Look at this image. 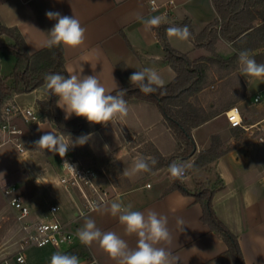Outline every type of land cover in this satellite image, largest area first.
Returning <instances> with one entry per match:
<instances>
[{
  "label": "crops",
  "instance_id": "crops-1",
  "mask_svg": "<svg viewBox=\"0 0 264 264\" xmlns=\"http://www.w3.org/2000/svg\"><path fill=\"white\" fill-rule=\"evenodd\" d=\"M169 1L155 0L152 4V0H0V21L7 26L17 27L29 51L34 53L45 47L44 41L48 38V32L56 23L55 20L47 18L46 12L58 11L62 15L74 16L86 32L82 45L75 48L63 46L69 77L79 74L97 75L107 91L112 92L123 85L117 71V65L122 62L129 67L132 74L143 68L156 70L164 80V85L176 77L175 70L165 59L164 46L155 28L146 31L140 17L160 15L165 23L175 27L189 21L195 33H200L219 18L213 0H174L173 4ZM254 22L259 25L262 19L257 18ZM246 29V26L237 22L233 25L231 38L221 37L216 41L215 54L228 60L224 67H230L231 62L238 61L239 52L233 39ZM167 39L173 48L187 53L193 60L214 55L207 47H195L190 39L180 40L168 35ZM262 51L264 45L255 49L253 54ZM2 54L7 53H0V56ZM13 57L14 68L16 58ZM239 69L240 67V83L250 96L251 85L256 82L264 83V80L246 76ZM40 88L32 91L37 92L35 100L38 101L46 99L48 95L38 93ZM258 93H264V88L253 94L254 104H259L254 102ZM140 102L148 101L127 102V117L114 119L91 132L93 135L85 144L97 161V166H89L99 171L103 183L112 192V197L99 205V211L82 213L80 206L59 182L62 158L48 150L36 149L34 142L48 131L61 137L66 143L69 142L49 119L30 124L18 120L22 132L17 136L26 149L23 153L14 142H3L4 134L0 133V227L5 223L6 229L11 226L17 229L14 249L8 253L0 252V257L10 256L20 244L17 212L4 194V188L14 184L29 205L33 220L44 219L51 213V206L58 205L60 210L57 217L74 236L73 243L62 247L50 245L28 248L25 251L28 264H50L53 254H63L71 246L81 244L77 231L83 227L86 219L94 220L96 227L102 232H115L130 248H135L138 237L135 234H126L125 226L120 223L118 215L113 216L107 210L113 202L120 203L123 208L130 205L131 210L143 212L145 215L151 210L167 217L171 243H161L158 246L171 251L178 258L177 264L224 263L218 257L227 250V244L221 235L203 221V209L195 196L185 194L179 189L165 193V189L172 183V176L165 171L167 166L156 164L148 172L125 174L131 173L135 162L140 158H155L157 155L168 157L177 152L179 147L176 135L158 105L155 104V109L152 105ZM226 108L192 129L196 153L210 147L213 135L225 142L222 143L224 149L226 148L225 152L209 164L208 168H202L208 170L214 164L215 169L211 168L214 175H202L193 179L185 175L182 181L191 191L202 184L216 188L212 200L213 209L238 236L245 264H264V146L243 129L242 132L246 135L243 140L235 141V136L230 137L232 134L236 135L237 129L227 122ZM60 109L66 116L65 111L61 107ZM75 117L77 116L73 114L67 119ZM219 117L224 118L228 126L222 128L223 130L210 131L208 138L211 137V140L198 144L196 130ZM263 117L255 118L251 115V120L255 122ZM117 120L121 124L110 127ZM68 155H73L71 147L66 153ZM193 158L194 156L184 162L191 163ZM111 163L120 165L123 171L117 179L110 175ZM120 176L123 178L120 179ZM153 177V182L148 180ZM64 211L67 214L64 215ZM10 217L13 225L9 222ZM177 218L184 220L182 232L177 226ZM3 244L4 241L0 242V248ZM86 246L90 255L79 257L80 264H117L98 242Z\"/></svg>",
  "mask_w": 264,
  "mask_h": 264
},
{
  "label": "trees",
  "instance_id": "trees-1",
  "mask_svg": "<svg viewBox=\"0 0 264 264\" xmlns=\"http://www.w3.org/2000/svg\"><path fill=\"white\" fill-rule=\"evenodd\" d=\"M219 13V18L209 24L200 33H195L191 23L184 21L182 27L187 25L195 47H207L214 53L213 57H203L207 63L199 64L190 58L187 53L173 48L167 39V28L171 24H161L155 28L164 50L165 59L176 72L173 81L158 88L156 92L144 94L135 84L130 82L132 75L125 63L117 65V71L122 79L121 88L110 92L115 95L119 90H126L124 99L127 102L148 101L158 105L169 126L173 129L178 140V150L168 157L157 155L155 159L160 166H167L180 159L184 162L194 156L191 163L194 167L187 171L191 174L199 169L209 166L224 152V145L219 137H212L208 149L196 153V145L192 135V129L208 121L220 111H214L213 106L207 108L196 106L189 101V96L199 92L204 86L207 77L208 62L219 60L226 65V59L215 54V44L221 37L231 38L233 25L237 22L246 26L244 33L235 37L234 46L240 51L247 50L257 63H264V51L254 53V50L264 45V0H213ZM261 18L262 23L257 25L255 19ZM29 49L23 35L17 27H10L0 21V53L15 56L16 61L13 70L9 74L0 71V126L4 120V107L13 102L14 97L20 93L31 92L46 84L45 77L48 74L60 73L69 78L66 68V58L63 45L52 48L43 47L28 55ZM55 95H48L46 99L38 101L39 120L49 119L56 130L67 138L75 139L83 134L91 133L105 124H91L83 117L66 119L61 111ZM227 107L226 109H228ZM237 129L236 135L242 133V128ZM241 132V133H240ZM73 156L85 165L97 166L95 157L83 146L71 147ZM179 162V161H178ZM101 172V171H100ZM179 189L185 194H193L202 206V219L210 228L216 231L227 244V250L218 257L226 264H245L243 252L238 236L217 216L213 209L212 200L216 188L206 184L200 185L194 191L189 190L182 179L172 177V183L165 189V193ZM63 254H72L77 257H89L90 252L84 244L71 246Z\"/></svg>",
  "mask_w": 264,
  "mask_h": 264
},
{
  "label": "clouds",
  "instance_id": "clouds-1",
  "mask_svg": "<svg viewBox=\"0 0 264 264\" xmlns=\"http://www.w3.org/2000/svg\"><path fill=\"white\" fill-rule=\"evenodd\" d=\"M46 16L50 20H55L56 23L48 32V38L44 41L45 47L63 45L75 48L84 43L86 29L74 16L62 15L58 11H48ZM139 19L146 31L166 22L160 15ZM166 31L169 37L180 40H188L191 37L187 25L170 26ZM32 54V52L28 53V55ZM238 62L241 65V71L246 76L264 80V63H257L247 50L239 52ZM45 80L50 95L58 98L57 103L65 111L66 119L75 114L77 117L85 118L91 124L106 125L114 119H123L128 115L129 107L124 99L126 90H119L115 95L111 94L101 84L97 75L81 76L79 74L65 78L63 74L53 73L48 74ZM130 82L144 94L154 93L164 86L161 75L152 68H143L134 72L130 76ZM92 135V133L83 134L75 141L70 138V142L66 143L61 137L48 131L34 144L36 149L48 150L64 158L70 147L85 145ZM157 163L155 158H140L135 162L131 173L125 174L151 171V166ZM63 166H67L71 172L76 174L75 165L67 160L64 161ZM193 167L194 164L190 162H173L169 165L168 171L173 178L183 179L187 171ZM92 208L95 211L100 210L99 205L94 204ZM107 210L113 216L118 215L120 223L125 226L126 234H135L138 237L136 247L130 248L128 243L115 232H102L92 219H86L83 227L77 231L82 244L91 245L93 242H98L100 247L117 261V264H177L178 258L171 251L158 246L161 243H171L167 217L151 210L145 215L143 212L131 210L130 205L123 208L117 202L111 203ZM177 226L181 232L184 230L185 223L182 218H177ZM50 264H80V259L72 254L55 253L51 256Z\"/></svg>",
  "mask_w": 264,
  "mask_h": 264
},
{
  "label": "built area",
  "instance_id": "built-area-1",
  "mask_svg": "<svg viewBox=\"0 0 264 264\" xmlns=\"http://www.w3.org/2000/svg\"><path fill=\"white\" fill-rule=\"evenodd\" d=\"M174 2V0L169 1L170 4ZM154 3L155 0H152V4ZM254 102H264V93L255 95ZM225 115L232 128L244 129L249 135L255 136L264 146V117L255 122H246L238 105L226 110ZM18 120L25 124L39 122V114L32 108H22L13 102L4 107V120L0 126V133L4 134L2 141L14 142L19 151L23 153L26 149L17 136L22 132ZM65 160L75 165L76 174L71 172L67 166H63ZM59 182L66 191L73 193L79 200L82 213L93 210L92 205H101L112 197V192L103 183L99 171L93 166L83 164L73 155L62 158ZM4 194L17 212L16 219L19 221L21 237L19 247L10 256L0 257V264H28L25 253L28 248L48 245L62 247L74 242L73 234L57 217L60 206L52 205L51 213L48 216L44 219L33 220L30 216L31 209L16 185L6 186Z\"/></svg>",
  "mask_w": 264,
  "mask_h": 264
},
{
  "label": "rangeland",
  "instance_id": "rangeland-1",
  "mask_svg": "<svg viewBox=\"0 0 264 264\" xmlns=\"http://www.w3.org/2000/svg\"><path fill=\"white\" fill-rule=\"evenodd\" d=\"M223 47H225V46L223 45ZM202 58H203V56H201L199 58H195V61H197V63H199V64H202L205 62L207 63V61L202 59ZM0 60H1V73L6 75L9 72H11V70L13 68V64H14V57L9 55V54H2L0 56ZM239 67H240L239 70L241 71V65L239 64L238 61H236L234 63L231 62L230 67L229 66L224 67L223 64H221L219 60H213L211 62H208L207 77H206V81L203 85L204 87L199 92L189 96L188 100L192 101V103H194L196 106H202V107L207 108L208 111H209L208 107H210L211 103L213 104V110L214 111L215 110L220 111L224 107L230 108L234 105H238L240 107V109L242 110L244 116H245L246 122H254V120L253 121L251 120L252 119L251 115H252V117H255V118H257L258 116H260V117L264 116V102L259 103V104H254L252 102L253 94L255 92H258V90L264 88V83H261V82L253 83L250 87V94L251 95L249 96L247 94V91H245V87L240 83V80H239L240 76L238 74L239 73V71H238ZM46 89H47V87L45 84L44 86H42L40 88L38 93H42V94L46 93L47 94L48 89L47 90ZM37 95H38L37 92L34 93L32 91L26 92V93H20L14 97L13 103H15L16 105H18L22 108H32L35 112L38 113V100H35ZM244 96H246V97H244ZM134 103H137V102H134ZM140 103L152 105V106H154L155 109H157V107L155 106V103H153V102H140ZM261 109H262V111H261ZM118 120L114 124H111L110 127L114 128V127L120 125L121 122ZM227 122L224 118L219 117L215 120H212L208 124L199 127L196 130V136H197L198 144L203 143V141L211 140V137L208 138L209 132L212 130H223L222 128H225V126H228ZM243 131H244V129H243ZM233 136H235V139L233 138L235 141L243 140L246 137L244 132H242L241 134H238V135H233V134L230 135V137H233ZM220 141L225 144V142L221 138H220ZM144 147H146V146H144ZM101 161H102V159H101ZM104 162H105V160H104ZM177 163H181V161L178 162V160H177ZM110 165H111V170H110L111 173L110 172L109 173L113 179L116 178L118 175H121L123 173L120 165H117L114 163H111ZM206 168H208V167H206ZM211 168L215 169L214 164H212ZM211 168L208 170L202 169L196 173H191V174L186 173V176H189L190 179H193L196 177L200 178V177H202V175L213 176L214 170H212ZM165 169H166L165 171H168V168H165ZM57 178H58V176H57ZM122 178L123 177L120 176V179H122ZM148 180L153 182L154 177L150 178ZM70 195H71V197L74 198L75 202H77V204L80 206V202L75 197V195L73 193L69 192V196ZM67 211L70 212L69 210H67ZM67 211L63 212L64 215L67 214ZM9 222H10V224L12 223V225H13L11 217L9 218ZM6 227L7 226L5 223L0 227V242L4 241L3 247L0 248L1 253H4V252L8 253L11 250H13L15 247V241L17 239L16 227L11 226V227H8V229H6ZM48 246H50V245H48ZM0 256H1V254H0ZM223 264H226V263L224 262Z\"/></svg>",
  "mask_w": 264,
  "mask_h": 264
}]
</instances>
